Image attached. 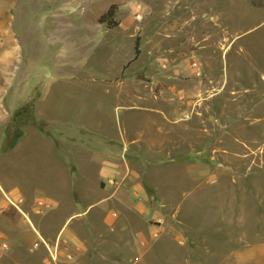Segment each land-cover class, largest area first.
<instances>
[{
    "label": "rangeland",
    "instance_id": "1",
    "mask_svg": "<svg viewBox=\"0 0 264 264\" xmlns=\"http://www.w3.org/2000/svg\"><path fill=\"white\" fill-rule=\"evenodd\" d=\"M112 5L117 19L138 27L140 62L150 60L136 78L138 86L183 87L190 95L184 99L194 105L172 130L167 148L143 156L160 165L145 167L139 159L136 164L138 180L150 191L147 206L163 222L148 221L159 231L156 238L147 232L139 242L130 235L134 264H264V0H0V184L7 191L34 183L25 160H18L20 135L8 144L25 126H43L31 107L20 106L33 104L42 85L48 89L43 113L58 120L63 134L57 142L81 129L97 138L90 151L98 163L125 157L116 154L125 107L101 87L75 86L84 63L80 40L100 32L97 18ZM167 26L183 39L184 49L173 48L183 63L197 61L203 69L197 79L163 73L169 69L161 66L167 63ZM154 40L158 46L149 53ZM108 45L95 49L85 66L111 76L117 59L133 57L131 38ZM34 143L21 147L31 151ZM78 157L86 162L90 155ZM92 167L86 172L90 180L96 179ZM28 193L29 199L35 196ZM3 206L1 213L10 211ZM93 212L83 229L94 263L132 264L112 246L124 242ZM6 243L8 250H0L5 259L11 255Z\"/></svg>",
    "mask_w": 264,
    "mask_h": 264
},
{
    "label": "crops",
    "instance_id": "2",
    "mask_svg": "<svg viewBox=\"0 0 264 264\" xmlns=\"http://www.w3.org/2000/svg\"><path fill=\"white\" fill-rule=\"evenodd\" d=\"M97 22L102 25L99 27L100 32L94 37L84 33L80 40L82 44L81 59L84 63L77 77L80 80L77 83L80 84L75 86L85 85L91 89L101 87L100 90L112 93L118 101L117 104H122L125 107L126 113L121 120L124 125L121 129V138H119L122 142L116 153L125 157L121 160L106 158L98 163V159L96 161L90 151L95 147L94 140L97 138L90 133L86 135L81 129L76 132V137L64 136L65 143L57 142L58 138L63 139V134L57 128L58 120L55 117H45L43 113L42 105L46 100L48 89L46 85H42L39 87L38 97L33 104L29 105V102L20 104V106L31 107L33 116L37 115L38 121H36L43 123L42 127L25 126L17 142L18 160H25L24 168L31 170L34 183L26 186L25 181L23 189L17 185L16 188L7 191L0 184V189L4 194L9 192L11 195L23 198L21 209L28 215L33 227L45 242L59 246L58 260L49 264H96L94 263L97 260L94 248L87 243V239L84 237L85 229H83L86 225H90V213L94 209H97L93 213L98 214L102 225L106 224V230L117 233L118 239L124 242V245L112 244V246L127 254V258L132 259V264L136 262L138 257L131 254L133 249L128 246L130 235H133L137 240L140 239V242L147 232L151 233L153 230L151 223H148L149 219L157 221V224L163 222L162 216H158L156 211L147 206L146 201L150 197V191L143 184V180H138L136 164L139 159L145 167L148 163L160 165L162 161L152 160L149 162L143 156H150L167 148L173 133L172 130L185 121L182 118L184 112H187L190 107H194L190 104L191 100L184 99L185 94L186 96L190 95L187 94L189 91L186 93L183 87L164 86L162 83L158 89H156L157 83L138 86L136 81L138 74L141 75L150 64V60L143 59V62H140L142 51L134 60L131 55L129 58L124 57L123 60L117 59L114 66L110 68V72L114 71L111 76H106V73H95L94 69L85 66L86 60L95 53V49L108 44H117L124 37L131 38L134 42L137 33L138 27L127 20L118 19V24L111 28L106 27L105 23L99 22L98 18ZM111 33H115V36ZM163 36V41L166 44L163 56L167 63L162 61L161 66L166 65V69L169 68L163 73L167 74V77L168 75L176 78L194 76V79H197L203 70L200 65L194 69L190 67V63L184 64V60L179 58L178 50L175 53L173 49L174 47L184 49L183 39L179 38L176 32L174 34V30L170 26L166 27ZM100 44L102 45L100 46ZM157 46V42L154 40L149 53H152ZM97 61L101 62L98 58ZM137 112L142 113L141 119H136ZM60 129L66 132L70 131L65 126H61ZM69 140H72L76 145H72ZM29 141H35L33 149L31 151L30 149L25 150V147L22 149L21 146ZM73 146L84 148L79 150ZM131 146L132 148H130ZM143 146L145 148H142ZM84 152L90 155L86 162L78 157ZM20 164L18 163V165ZM90 165L95 168L96 179L90 180L86 174ZM29 189L35 193L31 199L27 197ZM186 197L182 199L185 200ZM38 199L48 202L50 208L43 213H37L34 204ZM4 204L5 199L0 193V207ZM9 208L11 212H0V239L2 242H6L7 239L10 243L9 250L11 252L9 254L11 255L6 259L1 256L0 264H48L46 262L47 247L41 244L38 248L31 249V242L35 238L34 232L16 208ZM74 219L76 223L71 225ZM67 253L72 254L71 260H66L64 257ZM98 263L114 264L106 261Z\"/></svg>",
    "mask_w": 264,
    "mask_h": 264
},
{
    "label": "built area",
    "instance_id": "3",
    "mask_svg": "<svg viewBox=\"0 0 264 264\" xmlns=\"http://www.w3.org/2000/svg\"><path fill=\"white\" fill-rule=\"evenodd\" d=\"M136 18L139 20L140 16H136ZM199 64L197 61H191L190 62V67L191 68H198ZM183 117H188V114H184ZM4 199H5V205L2 207L3 210H5L7 207H14L16 208L24 217V220L29 224L30 228L32 229V231L35 234V238L34 240L31 242V249H36L38 248L41 244H44L47 247L48 250V257L46 259V262L49 263H53L55 261L58 260L59 256H60V252H59V247L57 244H47L45 242V240L43 239V237L40 235V233L33 227L29 217L27 214H25L22 209H21V205L23 203V198L21 196H14L8 193L4 194ZM35 207V211L37 213H43L45 212L48 208H50V204L42 199H38L35 201L34 204ZM158 230L155 229L151 232V237L156 238L158 236ZM144 244V243H143ZM8 248V245L6 242H2L1 243V249L2 250H6ZM64 257L66 258V260H71V254L67 253L64 255Z\"/></svg>",
    "mask_w": 264,
    "mask_h": 264
},
{
    "label": "trees",
    "instance_id": "4",
    "mask_svg": "<svg viewBox=\"0 0 264 264\" xmlns=\"http://www.w3.org/2000/svg\"><path fill=\"white\" fill-rule=\"evenodd\" d=\"M117 9H118L117 8V5L110 6L104 13H102L98 17V21L99 22H102V23H105L106 27H108V28H111V27L116 26L118 24V19L116 18ZM138 44H139L138 43V38H136L134 40V53H133L132 60L135 59V58H137V56L140 53ZM20 134H21V132L20 133H15V135L11 138L8 146L14 145L15 138H17Z\"/></svg>",
    "mask_w": 264,
    "mask_h": 264
}]
</instances>
